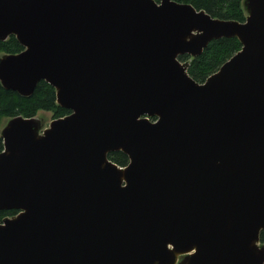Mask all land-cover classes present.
<instances>
[{"label": "water", "instance_id": "water-1", "mask_svg": "<svg viewBox=\"0 0 264 264\" xmlns=\"http://www.w3.org/2000/svg\"><path fill=\"white\" fill-rule=\"evenodd\" d=\"M0 0V85L69 113L1 129L0 264H264V0ZM241 48L204 82L187 63ZM121 152L124 167L108 159Z\"/></svg>", "mask_w": 264, "mask_h": 264}, {"label": "trees", "instance_id": "trees-1", "mask_svg": "<svg viewBox=\"0 0 264 264\" xmlns=\"http://www.w3.org/2000/svg\"><path fill=\"white\" fill-rule=\"evenodd\" d=\"M159 2L160 0H155ZM180 3L192 5L196 10H203L213 18L245 20L243 0H173ZM241 45L236 38H221L210 42L202 53L194 58L188 55L179 56L180 62L188 64L187 73L197 83H202L205 79L216 72L219 67L226 62L233 54L239 51ZM13 36H9L5 41H0L1 54H17L22 51ZM39 111L52 112L53 119L64 117L69 112L59 107L55 101V91L47 83L40 81L35 86L32 94L27 97L18 95L16 92L6 90L0 85V120L2 118H14L22 116L25 118L34 117ZM3 149L0 137V151ZM108 159L117 166L124 167L128 163V158L121 152L108 154ZM16 214L14 210H1L0 223L4 218L12 217ZM259 242L264 244V232L259 234Z\"/></svg>", "mask_w": 264, "mask_h": 264}, {"label": "rangeland", "instance_id": "rangeland-1", "mask_svg": "<svg viewBox=\"0 0 264 264\" xmlns=\"http://www.w3.org/2000/svg\"><path fill=\"white\" fill-rule=\"evenodd\" d=\"M243 9H244V7H243ZM0 56H1V54H0ZM35 118L38 121H40L41 126H42L41 127V131H42L43 129L48 127L50 121L53 120V114H52V112L39 111V112L36 113ZM8 120H9V118H2L0 120V131L7 124ZM260 245H262V244L260 243Z\"/></svg>", "mask_w": 264, "mask_h": 264}, {"label": "bare ground", "instance_id": "bare-ground-1", "mask_svg": "<svg viewBox=\"0 0 264 264\" xmlns=\"http://www.w3.org/2000/svg\"><path fill=\"white\" fill-rule=\"evenodd\" d=\"M184 257H185V254H183V255H178L175 264H178V263H179Z\"/></svg>", "mask_w": 264, "mask_h": 264}]
</instances>
